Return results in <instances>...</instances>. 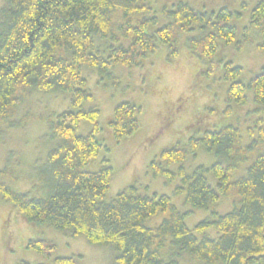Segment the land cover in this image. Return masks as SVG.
<instances>
[{
    "label": "trees",
    "instance_id": "16d2710c",
    "mask_svg": "<svg viewBox=\"0 0 264 264\" xmlns=\"http://www.w3.org/2000/svg\"><path fill=\"white\" fill-rule=\"evenodd\" d=\"M152 1L4 0L0 9V140L4 122L19 127L28 119L13 117L32 90L68 92L72 108L49 120L52 137L61 142L38 172L47 195L15 191L3 179L13 177L8 167L0 170V193L31 222L71 229L93 244L112 246L118 264H264L263 114L249 127V143H244L236 124L209 125L186 144L178 141L163 148L151 161L154 175L180 180L176 193L184 194L192 207L209 209L224 197L233 203L225 213L211 210L193 227L186 222L188 212H182L171 196L143 192L135 182L107 201L113 167L105 163L97 171L87 170L103 144L97 136L102 130L100 109L83 107L94 99L85 68L96 69L103 77L118 65L143 66L159 41L168 45L170 59L177 58L182 35L194 32L186 44L205 64L209 76L221 67L222 77L230 83L228 102L238 103L240 109L252 90L254 103L264 108V67L244 82L241 66L232 59L216 58L224 46L241 50L254 41L247 34L238 39L240 30L233 19L239 13L229 6L201 10L187 0H155L167 2L160 10L161 23V12ZM249 23L262 36L256 47L264 54V0L254 7ZM231 111L229 105L226 112ZM141 112L142 106L130 101L116 105L110 127L117 140L139 128ZM205 119L207 115H202L198 121ZM84 120L93 128L80 134ZM202 145L217 160L190 173L185 160ZM246 163L244 173L237 175ZM174 164H180L176 171L170 169ZM209 172L217 179L215 186L208 180ZM159 212L167 216L157 225H147ZM211 228L218 232L214 237L207 233ZM27 247L46 254L53 264H81L79 256L58 255L56 243L45 237L30 239ZM17 264L34 263L21 260Z\"/></svg>",
    "mask_w": 264,
    "mask_h": 264
},
{
    "label": "rangeland",
    "instance_id": "374dc122",
    "mask_svg": "<svg viewBox=\"0 0 264 264\" xmlns=\"http://www.w3.org/2000/svg\"><path fill=\"white\" fill-rule=\"evenodd\" d=\"M187 1L201 10L229 6L240 14L233 19L239 26L238 39L247 34L254 41L245 43L241 50L234 45L224 46L216 58L232 59L241 66L240 79L244 82L258 74L264 67V54L256 47L262 36L250 27L249 19L260 0ZM164 2L152 1L159 12ZM3 5L4 0H0V9ZM160 16L162 23V12ZM247 27L248 31L245 29ZM193 34L182 35L181 53L177 58L170 59L168 45L159 41L158 48L149 56V63L143 66L118 65L103 77L96 69L86 67L84 75L94 99L83 103L84 108L94 106L100 109L99 124L102 130L97 136L103 147L87 170L97 171L105 163L113 167V179L105 199L110 201L119 191L135 182L143 192L171 196L182 212H188L186 222L190 227L207 217L211 210L221 213L231 210L233 203L224 197L209 209L192 207L185 201L184 194L176 193L180 180L154 175L151 161L163 148L178 141L186 144L190 136L201 135L203 127L209 125L220 128L222 125L236 124L241 129L244 143H249V127L254 126L258 115L264 116V108L254 103L252 90L247 91L248 102L240 109L238 103L228 102L227 88L230 83L222 77L221 67L209 76L205 72V64L188 48L187 39ZM124 101L141 105L142 112L139 115V128L117 140L110 120L116 105ZM229 105H232L233 111L228 113L226 109ZM71 108V94L68 92L32 90L29 98L15 109L13 117L20 120L27 116L28 119L23 120L19 127H9L7 122L2 124L5 133L0 140V170L10 168L13 177L6 175L3 179L15 191L29 192L33 197L47 195L38 172L46 164L51 150L61 142V139L52 137L49 120ZM202 115H207V119L200 123L198 118ZM92 128L93 124L84 120L79 133L87 134ZM216 160L217 156L202 145L195 155H188L185 167L191 173L199 165L210 166ZM179 166L174 164L170 169L176 171ZM246 166L247 163L237 175L243 174ZM208 180L213 186L217 183L212 172L208 173ZM166 216V213L159 212L146 223L149 226L157 225ZM207 233L214 237L218 232L211 228ZM39 237L55 242L56 253L60 256H79L81 264H118L115 259L118 253L112 246L93 244L86 235L73 234L71 229L61 230L48 224L31 222L0 193V264H17L21 260L53 264L46 254L27 247L30 239Z\"/></svg>",
    "mask_w": 264,
    "mask_h": 264
}]
</instances>
